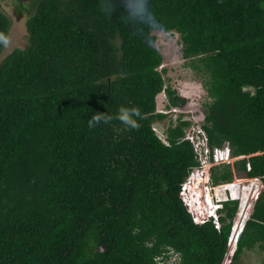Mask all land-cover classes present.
Returning a JSON list of instances; mask_svg holds the SVG:
<instances>
[{"label":"trees","instance_id":"trees-1","mask_svg":"<svg viewBox=\"0 0 264 264\" xmlns=\"http://www.w3.org/2000/svg\"><path fill=\"white\" fill-rule=\"evenodd\" d=\"M27 42L0 58V264H221L237 202L218 230L194 223L178 194L196 164L187 120L153 124L166 84L154 30H177L196 58L207 99L202 126L228 141L264 181V0H18ZM9 26L0 10V54ZM138 109L139 128L94 113ZM169 107V106H168ZM237 170L245 168L238 159ZM214 181L232 176L211 169ZM228 219V220H227ZM95 243L90 244V239ZM264 240V187L238 239ZM237 252V251H236ZM235 253L229 264L237 263Z\"/></svg>","mask_w":264,"mask_h":264},{"label":"built area","instance_id":"built-area-1","mask_svg":"<svg viewBox=\"0 0 264 264\" xmlns=\"http://www.w3.org/2000/svg\"><path fill=\"white\" fill-rule=\"evenodd\" d=\"M183 106L169 107L170 117L175 123L177 119L191 120L190 110L184 111ZM167 112L164 109H157ZM202 112V120H203ZM153 128L156 131L155 125ZM163 142L168 143L165 133L156 131ZM182 139L191 144L196 164L192 165L186 176L180 182L178 194L194 223L211 222L216 229L222 225L221 217L225 216V202H237V207L231 218L230 232L227 237V248L221 264L231 260V252L236 248L239 236L245 226L255 201L259 197L264 181L261 175H249L251 169L249 156L260 153L256 151L249 154H232L229 142L212 144L202 121H189L184 127ZM238 159H245V168L237 170L234 163ZM228 165L232 176L229 179L214 181L211 169L214 166ZM235 170H237L235 172ZM238 171L242 174H236ZM228 220V219H227ZM159 264H183L180 253L172 246H167L160 254L155 256Z\"/></svg>","mask_w":264,"mask_h":264},{"label":"rangeland","instance_id":"rangeland-1","mask_svg":"<svg viewBox=\"0 0 264 264\" xmlns=\"http://www.w3.org/2000/svg\"><path fill=\"white\" fill-rule=\"evenodd\" d=\"M17 2L18 0H0V10L9 18L5 38L7 43L4 42L0 58L12 48L23 47L27 42V14L23 11L17 12ZM154 33L156 35L155 45L162 53V62L158 69L161 70L165 83L186 97V104L182 109L184 111L190 110L191 120L188 121H202L203 102L207 99V94L203 86L202 73L192 67L196 58H192L190 55L191 49L179 31L175 29L168 31L154 30ZM167 103L165 92L158 93L157 109H164L170 115ZM154 125L156 131H161L160 125L161 129H164L167 125V118L161 122H155ZM242 173L238 171L236 174ZM91 243H95L92 238L90 239ZM237 247L239 246L237 245ZM237 249L235 253L238 254V264H264V240L262 238L251 245H243L239 251Z\"/></svg>","mask_w":264,"mask_h":264},{"label":"clouds","instance_id":"clouds-1","mask_svg":"<svg viewBox=\"0 0 264 264\" xmlns=\"http://www.w3.org/2000/svg\"><path fill=\"white\" fill-rule=\"evenodd\" d=\"M0 39H3V37H0ZM4 42L7 43L6 40ZM171 106H173V105H169V107H171ZM156 110H157V107H156ZM159 112H161V111H159ZM162 113H164L165 116L161 119H157L155 122L158 123V122H161L163 119L167 118V125L171 124V122H172V124H175V123H173L171 117L168 115V112H162ZM137 117H139L141 119L143 118L142 114L140 113V111L138 109H135V108L129 109V108L122 106L118 110V114L115 117L108 115L106 113H101V112L94 113L88 122V126H89V128H94L101 123L108 124L113 119H117L121 122L122 125H124V128L122 130L138 129L140 125L138 123ZM166 126L164 129H161V125H160V130L164 133H165ZM236 249H237V246L233 250V252H231V259H232L233 254L235 253ZM230 261H229V263H230ZM229 263H227V264H229Z\"/></svg>","mask_w":264,"mask_h":264}]
</instances>
